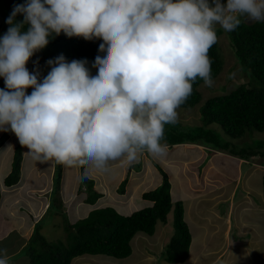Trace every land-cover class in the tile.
Masks as SVG:
<instances>
[{
  "label": "clouds",
  "instance_id": "1",
  "mask_svg": "<svg viewBox=\"0 0 264 264\" xmlns=\"http://www.w3.org/2000/svg\"><path fill=\"white\" fill-rule=\"evenodd\" d=\"M17 15L23 20L17 21ZM241 18L264 22V0H25L13 6L0 37V131L12 132L33 160L109 170L147 151L163 156L166 124L179 122L197 78L213 87L208 52L215 26L234 31ZM103 41L92 67L63 54L41 78L30 58L53 35ZM230 73L228 79H234ZM31 88L30 94L27 89ZM264 166V164L262 165ZM0 264H9L0 248Z\"/></svg>",
  "mask_w": 264,
  "mask_h": 264
},
{
  "label": "rangeland",
  "instance_id": "2",
  "mask_svg": "<svg viewBox=\"0 0 264 264\" xmlns=\"http://www.w3.org/2000/svg\"><path fill=\"white\" fill-rule=\"evenodd\" d=\"M242 19L255 22L247 18ZM6 32V25L0 16V37ZM218 42L224 61L223 70L213 79V87H206L202 83L199 89L203 100L212 95L227 94L238 85L253 81L249 72L237 60L227 32L224 31L219 36ZM41 51H37L30 58L26 67L29 72L39 71L42 78L51 69L46 63L49 58L43 56ZM233 72L236 73L235 78L228 79V75ZM4 87V79L0 77V89ZM26 91L30 94L32 89ZM177 112L182 124H201L199 105L194 108L180 106ZM212 125L217 127L215 129L221 139L231 142L229 149L238 150L242 147V150L247 151L244 156L251 151L257 154L233 161L229 149L184 143L172 148L167 145L165 154L160 157L144 151L138 154V159L132 163L126 158L111 161L107 172L89 169L90 177L95 179V188L105 193L94 204L86 202L88 192L85 186L82 187L83 183L79 179V165H62V178L58 185L55 178L58 164L54 160L41 164L32 159L26 148H23L21 182L14 187L5 186L3 180L11 172L14 150L19 144L17 137L12 134L0 147V188L3 196L1 204L5 205L4 211H10L11 214L27 209L28 218V210L40 212L44 208L43 200H48L52 207L48 212L47 208L40 218L38 225L41 232L49 241H63L68 245L71 239L65 228L67 220L81 219L93 208L105 204L114 205L124 213H131L148 204L142 198V193L146 188H155L158 182L162 181L151 161L154 157L163 168H167L174 201L183 202L185 221L192 235L188 259L185 262L170 263L165 258L166 245L176 232L175 213L171 210L166 222H158L153 235L140 232L134 236L133 252L129 257L85 254L73 259L72 264H264V189L261 188L263 184L261 175L259 176L264 173V166L258 163L264 164V131L249 130L239 138H231L219 124ZM3 133L0 132V141ZM3 139L5 140L4 137ZM138 163L144 166V172L138 171ZM52 168L54 171L51 175ZM127 175L128 198L116 193ZM148 182L154 186L146 187ZM249 185L256 189L252 192ZM259 187L262 190L257 191ZM248 189L253 194L247 195L250 201L243 194ZM231 203H234V207L230 210ZM4 217L5 215L0 214V231H4L0 234L4 236L3 239L0 236V248H6L7 253L11 254L9 264H30L29 258L23 252L19 253L22 250L19 249L20 234H23L24 226L17 225L9 232L7 228L10 225ZM228 220L229 228L226 225Z\"/></svg>",
  "mask_w": 264,
  "mask_h": 264
},
{
  "label": "trees",
  "instance_id": "3",
  "mask_svg": "<svg viewBox=\"0 0 264 264\" xmlns=\"http://www.w3.org/2000/svg\"><path fill=\"white\" fill-rule=\"evenodd\" d=\"M226 3V0H222ZM25 0H0V16L4 20L6 29L9 25L6 20L13 11V6L23 4ZM17 21L23 20L22 15H17ZM217 33V42L209 49L208 55L211 63V77L217 78L223 70V57L220 52L218 38L224 33L219 26H215ZM230 45L239 63L249 72L253 81L242 83L237 88L227 94H220L202 97L200 86L203 80L197 78L193 83V91L181 107L194 108L199 105L201 114V124L184 125L178 122L175 125L166 124L164 127V143L168 147H175L177 144L199 143L212 148L229 149L230 141H224L220 138L213 123L219 124L221 128L231 138H239L249 130L264 131V22H246L241 18V24L231 32H227ZM103 41L99 38L85 40L83 37H67L63 32L50 38L49 44L42 49L41 54L49 59H54L63 54L68 62L72 60L88 61L86 67L95 75L97 69L92 67L98 52L99 45ZM12 132H4L0 147L12 136ZM233 160L238 158H249L257 153L250 152L244 156L245 149H229ZM14 158L11 172L4 177V185L14 187L21 182V169L24 160L23 147L18 144L15 147ZM151 156V155H150ZM151 161L162 181L158 182L155 188L145 189L142 193L144 201L148 202L142 208L131 213L121 212L120 208L105 204L99 208H93L85 217L66 221V231L70 235L71 243L66 244L63 241H49L41 232L38 225L28 240L26 254L30 264H72L76 257L90 255H109L116 258H127L133 252L132 239L137 233L143 232L153 235L156 231V225L159 221L166 222L171 210L175 213L176 232L166 245L165 258L170 263L185 262L190 255V246L192 235L190 227L185 221L183 202L174 201L172 195V184L166 167H162L154 157ZM139 172H144L143 165ZM62 165L57 166L55 178L58 185L62 178ZM81 168V174L84 169ZM157 177V174H155ZM84 180L82 187L87 189L86 202L94 204L100 197L104 196L95 188V179L90 177ZM154 176V174H153ZM129 176L127 175L121 182L117 194L129 197L126 190ZM87 185V186H86ZM154 185L147 184L146 187ZM81 187V188H82ZM80 188V189H81ZM264 189V176H263ZM2 191L0 188V200ZM115 202V200H114ZM52 207L49 205L48 210ZM120 209V210H119ZM124 209V206L122 207ZM46 212V213H47ZM241 264V263H235Z\"/></svg>",
  "mask_w": 264,
  "mask_h": 264
},
{
  "label": "crops",
  "instance_id": "4",
  "mask_svg": "<svg viewBox=\"0 0 264 264\" xmlns=\"http://www.w3.org/2000/svg\"><path fill=\"white\" fill-rule=\"evenodd\" d=\"M0 132H2V131H0ZM11 138V137H10ZM3 146V145H2ZM241 160V159H240ZM264 161V160H263ZM242 162H244V160L242 161ZM259 163V165H263L262 164V162H258ZM54 168H52V170H51V175H52V173H53V170ZM261 175V176H260ZM259 176L261 177V182H262V184H263V176H264V173H261V174H259ZM53 177V176H52ZM235 179V178H234ZM51 181H52V178H51ZM263 186V185H262ZM249 187V189H251L252 190V192L256 189V187H254V188H252V186L251 185H249L248 186ZM261 188H263V187H261ZM260 187L257 189V191L258 190H262ZM249 189L246 191V193L245 192H243V194L247 197V199L249 200V198H248V194H251L250 193V191H249ZM236 195V194H235ZM253 194H251V196H252ZM3 197V196H2ZM39 198V197H38ZM3 201V199H1L0 200V204H1V202ZM229 201V200H228ZM233 201H235V198H234V200ZM250 201V200H249ZM43 203H44V208L39 212L38 210L34 213V212H31L30 210H28V213H30V216L27 218V216H28V214H26V212H27V209H22L21 211H16V214H11L10 213V211L9 212H6V211H4L5 209V205H3V204H1L0 205V208H1V210H0V214H3V215H5V217H4V220L6 221V222H8V224L10 225L7 229H8V231L10 232L11 230H13V229H15V227H17V225L19 226V225H23L24 226V230H23V234H20V247H19V249L20 248H22V250L19 252V253H21V252H23L25 255H26V257H28L27 256V254H26V246H27V243H28V240L30 239V237H31V235L33 234V231H34V228H35V225L37 224V222L40 220V218L44 215V213H45V211H46V209L49 207V205H50V203H49V201L48 200H46V201H44L43 200ZM230 207V206H229ZM234 207V203L232 204L231 203V208H230V210L232 209ZM31 208L32 209H35V207L34 206H31ZM3 212V213H2ZM33 213V214H32ZM230 221L228 220L227 221V223H226V225H227V228H229V225H230V223H229ZM26 226V227H25ZM230 229L232 230V227H230ZM231 230L229 231V234L231 233ZM3 232L4 231H0V234H3ZM0 236H2V235H0ZM8 236V235H7ZM7 236H6V238H7ZM2 239L4 238V236H2L1 237ZM0 238V239H1ZM23 238V239H22ZM2 240H0V242H1ZM228 246H226V248H227ZM225 248V249H226ZM225 251V250H224ZM11 254H9L8 253V257L10 256ZM30 262V261H29Z\"/></svg>",
  "mask_w": 264,
  "mask_h": 264
}]
</instances>
